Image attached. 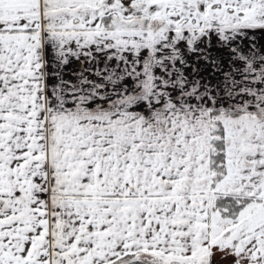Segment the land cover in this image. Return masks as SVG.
Returning <instances> with one entry per match:
<instances>
[{
    "label": "snow or ice",
    "instance_id": "6c2138e0",
    "mask_svg": "<svg viewBox=\"0 0 264 264\" xmlns=\"http://www.w3.org/2000/svg\"><path fill=\"white\" fill-rule=\"evenodd\" d=\"M0 264H264V0H0Z\"/></svg>",
    "mask_w": 264,
    "mask_h": 264
}]
</instances>
